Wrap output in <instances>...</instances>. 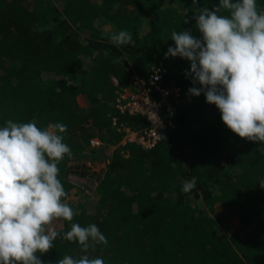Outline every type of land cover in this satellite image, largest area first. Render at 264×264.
Masks as SVG:
<instances>
[{
	"label": "trees",
	"instance_id": "obj_1",
	"mask_svg": "<svg viewBox=\"0 0 264 264\" xmlns=\"http://www.w3.org/2000/svg\"><path fill=\"white\" fill-rule=\"evenodd\" d=\"M219 3L0 0V128L8 120L35 122L41 130L63 123L67 131L58 134L72 151L58 163V179L68 194L62 202L80 214L55 224L60 236L53 248L36 253L43 264L85 254L105 264H264V143L241 138L203 92L189 93L203 87L186 75L189 60L165 56L175 47L173 31L202 39L198 9L214 10ZM256 4L264 12V0ZM121 30L132 34V42L117 47L111 36ZM117 57L124 59L113 63ZM154 64L166 67L164 85L181 87L179 101L170 99L174 124L152 148L119 143L89 198L72 204L67 199L77 184L70 161L88 149L90 139L97 135L116 144L125 127L149 124L141 112H123L117 98L120 88L137 90L135 74L149 85ZM81 93L86 106L79 102ZM150 94L159 98L152 89ZM162 116L170 120L166 105ZM193 176L196 187L183 192ZM73 223L97 225L107 245L84 253L78 241L62 238Z\"/></svg>",
	"mask_w": 264,
	"mask_h": 264
},
{
	"label": "clouds",
	"instance_id": "obj_2",
	"mask_svg": "<svg viewBox=\"0 0 264 264\" xmlns=\"http://www.w3.org/2000/svg\"><path fill=\"white\" fill-rule=\"evenodd\" d=\"M221 10L229 15H220ZM195 19L203 38L187 30L173 31L175 47L168 48L166 58L189 60L191 70L186 75L193 84L203 86L192 87L189 93L200 96L203 92L230 130L264 143V12H258L256 0H220L214 10L198 9ZM111 42L117 47L131 44L132 34L121 30L111 36ZM123 59L114 58L113 63ZM66 131L63 123L41 130L35 122L12 120L0 128V264H43L36 253H47L60 236L54 222L72 221L80 214L61 199L68 194L58 179V163L65 155L71 157L72 151L58 133ZM196 184L193 176L182 191L188 193ZM260 186L264 188V181ZM62 238L78 241L84 253L95 250L98 243H108L95 224L73 223ZM58 264L105 261L87 254L79 259L65 255Z\"/></svg>",
	"mask_w": 264,
	"mask_h": 264
},
{
	"label": "built area",
	"instance_id": "obj_3",
	"mask_svg": "<svg viewBox=\"0 0 264 264\" xmlns=\"http://www.w3.org/2000/svg\"><path fill=\"white\" fill-rule=\"evenodd\" d=\"M166 72V67L162 64L152 66L149 85L145 79L139 75H134L133 82L135 88H120V94L117 98V106L124 112L130 113L141 112L146 115L149 124L143 128L129 129V139L136 140L146 148H152L161 141L166 133L168 125H173L172 117L174 115L173 104L170 99L174 98L179 101L181 97V87L179 85H164L162 78ZM117 83V79L114 78ZM158 93L159 98H153L150 91ZM166 105L169 121L162 116L163 107ZM116 122V120L114 121ZM96 137L90 139L91 146L99 144Z\"/></svg>",
	"mask_w": 264,
	"mask_h": 264
},
{
	"label": "crops",
	"instance_id": "obj_4",
	"mask_svg": "<svg viewBox=\"0 0 264 264\" xmlns=\"http://www.w3.org/2000/svg\"><path fill=\"white\" fill-rule=\"evenodd\" d=\"M79 102L86 106L88 104L87 98L85 94H79L78 96ZM129 127H125V133L120 140V142L116 144H111L103 141L99 136L95 135L97 139H99V148L97 151L95 150L99 158H89L83 157V152H79L76 156L70 161L69 171L71 172V178L75 179L77 186L73 188V191H80V194H75L72 192L69 195L70 201H74L73 197L77 196V202L86 200L89 195H91L95 186L97 185L99 179L104 175L107 162L109 160V156L113 153L114 149L119 145V143H125L127 141H136L129 139L130 134H128ZM131 130V129H130ZM131 137V136H130ZM137 142V141H136ZM90 148H96L95 146H89ZM98 147V146H97ZM85 152V151H84ZM94 152V153H95ZM83 154V155H82ZM100 163V165H99ZM92 166H91V165ZM97 164L99 166H97ZM74 193V194H73ZM82 199V200H81Z\"/></svg>",
	"mask_w": 264,
	"mask_h": 264
},
{
	"label": "rangeland",
	"instance_id": "obj_5",
	"mask_svg": "<svg viewBox=\"0 0 264 264\" xmlns=\"http://www.w3.org/2000/svg\"><path fill=\"white\" fill-rule=\"evenodd\" d=\"M98 146V147H97ZM95 147L96 148H90V147H88V149H86V150H83V151H85L83 154H84V156L83 157H86V159L87 158H89L90 160L92 159V158H99V155H101V153L98 155V153H96L95 152V150L97 151V148H99V144H97V145H95ZM95 152V153H94ZM82 154V155H83ZM88 160V159H87ZM91 165V164H90ZM99 165H100V163H99ZM98 164H97V166H99ZM92 166V165H91ZM75 194H80V191H73ZM73 193V194H74ZM71 196V195H70ZM77 196H75V197H73V200L74 201H71L72 202V204H74V205H76V204H79V203H81V202H85L86 200H84V201H80V202H77L76 200H77V198H76ZM89 198V197H88ZM72 199V198H71ZM71 199H67L68 201H70ZM82 200V199H81ZM219 209V208H218ZM59 221L57 220V221H55L54 223L55 224H57ZM61 222V221H60ZM61 225H62V223H61ZM222 227L225 229V230H228L224 225H222Z\"/></svg>",
	"mask_w": 264,
	"mask_h": 264
}]
</instances>
